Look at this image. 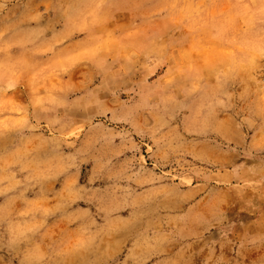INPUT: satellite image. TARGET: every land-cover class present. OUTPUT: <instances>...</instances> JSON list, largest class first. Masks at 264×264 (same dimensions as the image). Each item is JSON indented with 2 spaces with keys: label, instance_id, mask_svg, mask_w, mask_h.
Here are the masks:
<instances>
[{
  "label": "clouds",
  "instance_id": "9594fccd",
  "mask_svg": "<svg viewBox=\"0 0 264 264\" xmlns=\"http://www.w3.org/2000/svg\"><path fill=\"white\" fill-rule=\"evenodd\" d=\"M0 264H264V0H0Z\"/></svg>",
  "mask_w": 264,
  "mask_h": 264
}]
</instances>
